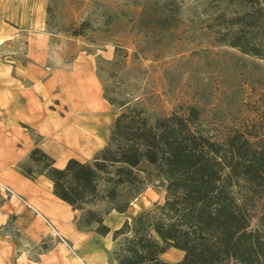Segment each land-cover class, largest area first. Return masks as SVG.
Wrapping results in <instances>:
<instances>
[{
  "label": "rangeland",
  "instance_id": "1",
  "mask_svg": "<svg viewBox=\"0 0 264 264\" xmlns=\"http://www.w3.org/2000/svg\"><path fill=\"white\" fill-rule=\"evenodd\" d=\"M258 1L263 16L264 0ZM247 4L228 0H46L44 33L50 46L59 55L65 54L66 62L80 54L95 56L103 94L116 104L126 102L150 117L182 115L195 108L199 112L196 127L213 141L221 142L234 132L256 138L264 136V21L244 31L248 41L261 48V57L229 45L236 33L231 20ZM27 36L28 31L20 30L15 39L4 42L0 61L8 64L16 59L26 64ZM164 194L162 180L150 177L145 191L125 213L112 211L105 217L110 234L102 237L86 232L75 253L81 259V254L89 255L94 264H115L112 232L125 221L131 226L143 212L156 211ZM10 197L0 189V209ZM249 204L250 229H258L264 196ZM107 207L98 202L84 209L103 213ZM0 237H10L32 258L60 242L46 236L33 244L17 235L14 223L2 227ZM182 256L169 249L162 259L173 264Z\"/></svg>",
  "mask_w": 264,
  "mask_h": 264
},
{
  "label": "trees",
  "instance_id": "2",
  "mask_svg": "<svg viewBox=\"0 0 264 264\" xmlns=\"http://www.w3.org/2000/svg\"><path fill=\"white\" fill-rule=\"evenodd\" d=\"M228 1L248 3L231 20L236 33L229 45L261 57V48L244 35L245 29H255L264 21L259 1ZM103 97L118 114L108 143L91 161L69 159L64 168H56L38 147L41 137L22 124L34 147L17 171L31 181L40 176L48 179L52 194L78 213L77 230L102 237L111 232L104 223L109 213H125L145 191L150 177L161 179L163 204L154 212L139 214L131 226L125 221L112 232L115 264H172L162 259L169 249L183 255L173 264H264V212L259 228L251 230L248 207L264 196V136L249 138L234 132L221 142L213 141L196 127L195 108L182 115L150 117L143 109ZM98 202L109 207L103 213L84 209ZM14 220L11 216L3 227Z\"/></svg>",
  "mask_w": 264,
  "mask_h": 264
},
{
  "label": "crops",
  "instance_id": "3",
  "mask_svg": "<svg viewBox=\"0 0 264 264\" xmlns=\"http://www.w3.org/2000/svg\"><path fill=\"white\" fill-rule=\"evenodd\" d=\"M45 5L46 0H0V46L28 31L26 64L0 61V185L13 195L0 209V227L14 216V227L29 242L39 244L46 236L60 242L32 258L10 237H0V264H94L74 251L86 234L75 226L78 213L52 194L48 179L31 181L16 169L34 147L22 124L41 137L38 147L62 169L69 159L91 161L108 143L118 114L103 97L95 56L80 54L66 62L50 46Z\"/></svg>",
  "mask_w": 264,
  "mask_h": 264
},
{
  "label": "built area",
  "instance_id": "4",
  "mask_svg": "<svg viewBox=\"0 0 264 264\" xmlns=\"http://www.w3.org/2000/svg\"><path fill=\"white\" fill-rule=\"evenodd\" d=\"M0 189L6 191L11 197L13 196V195H12V192H11L7 187H4V186H1V185H0ZM19 200H20V199H19ZM46 223H47V222H46Z\"/></svg>",
  "mask_w": 264,
  "mask_h": 264
}]
</instances>
